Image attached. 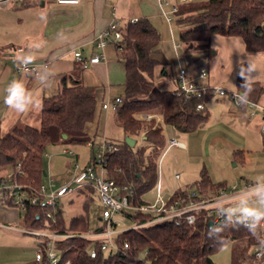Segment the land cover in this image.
<instances>
[{"label": "trees", "instance_id": "16d2710c", "mask_svg": "<svg viewBox=\"0 0 264 264\" xmlns=\"http://www.w3.org/2000/svg\"><path fill=\"white\" fill-rule=\"evenodd\" d=\"M174 16L181 27V44L203 55L211 51L210 39L214 34L239 35L244 39L248 52H264V0H191L180 2ZM123 28V38L118 42L122 49H118V57L125 66V81L122 102L115 112L126 136H142L143 140L138 148L131 147L126 138L117 140L120 150L110 154L108 169L110 176L120 185L132 186L131 204L141 206L147 202L143 196L156 184V158L166 142L164 128L157 120L156 113L165 124L180 131L191 132L209 119L207 101L213 94L188 99L178 94L176 89L158 87L155 78L165 74L166 70L159 54L160 32L146 17L129 22ZM77 62L72 71L63 77L61 90L43 98L39 125L16 124L12 132H0V167H16L21 162L24 174L19 176V181L29 195L37 193L46 175L44 159L47 147L52 142V128H59L62 135L66 133L68 137L73 136V140L86 142L87 138L79 133L100 117L102 109L104 110L103 103H99L96 86L83 82L84 67L81 62ZM247 66L248 63H245L239 70L238 92L241 94L247 90V101L264 106L260 102L264 85L259 80L246 79ZM245 80L246 87L242 88ZM200 103L205 104L204 108H198ZM145 114H152L153 117L147 119L142 116ZM262 133L264 145V132ZM97 136L98 133H95L96 138ZM91 154L93 158V148ZM194 186L195 189L192 190L176 189L170 196V201L178 197L187 198L191 191L208 196L210 192L229 189L225 182H214L205 168ZM75 191L85 195V206L88 209L90 202L94 200L92 194L97 193L96 189L84 186ZM58 209L57 221L54 222L46 218L45 204L29 203L26 209L21 210L22 221L33 229L49 228L61 233L90 231L87 213L76 215L67 223L61 202ZM127 215L137 222H145L153 217L152 213L140 211L127 212ZM210 221L207 213L200 211L191 225L185 219H173L130 229L118 237L120 244L124 240L129 242L126 254L108 255L102 250L100 242L93 238L65 237L58 239L61 248L58 264H216L212 253L231 241L243 243V248L237 254L251 262L257 258L256 247H264L261 243L264 240V230L253 236L244 227L226 230L222 242L209 240L207 231ZM100 228L101 225H98L95 229ZM94 246L98 253L92 257L90 250ZM249 248L253 249L251 253H247ZM45 264L49 263L45 261Z\"/></svg>", "mask_w": 264, "mask_h": 264}, {"label": "rangeland", "instance_id": "374dc122", "mask_svg": "<svg viewBox=\"0 0 264 264\" xmlns=\"http://www.w3.org/2000/svg\"><path fill=\"white\" fill-rule=\"evenodd\" d=\"M12 4H14L13 1L10 2V5ZM8 10L6 12L0 10V19L11 16L15 18L14 21H17V18L23 13L13 7ZM156 28L162 37L164 48L162 57L166 67L165 74L155 78V84L158 87L163 89L176 88V72L179 66L177 56H179L181 64L193 76H198L202 70L208 71V77L200 79V81L208 82L210 80L209 83L213 86H222L229 91H238V73L245 63H248L246 79L259 80L264 85V52H248L241 36L214 34L210 39L211 51L203 55L199 51L181 44V29L177 24L176 16H173L172 28L163 19ZM173 38L177 43H180L178 54ZM17 59L18 57H4L0 60L1 134L12 132L14 125L18 124L16 118H22L21 122H26L24 121L26 114L15 112L3 102L7 85L11 81L19 79L16 73L19 65ZM5 64L7 66H4ZM91 80H95V78L93 77ZM91 80L89 79V81ZM23 81L35 94L37 85H33L27 79ZM89 81H86V84H90ZM123 91V85L114 86V95ZM260 102L264 104V93ZM207 108L210 112L209 119L191 132L180 131L165 124L162 117L156 113L157 119L160 117V123L164 128L166 142L156 158L158 163L156 184L143 196L145 201L152 202L155 200L159 181L162 182L163 192L166 194L171 193L178 186L186 187L189 190L195 189V181L200 178L201 171L205 168L214 182H225L230 191L234 185H237L238 190L232 191L234 196L226 201L227 205L233 204L236 211L244 206V198L248 195L246 191H243L244 185L246 183L252 184L257 176L264 175V145L261 122L258 118H248L246 112L238 107L228 95L223 97L212 96L207 101ZM32 112H34L31 115L33 119L28 122L37 126L40 122L39 109H37V113L36 110ZM108 117V136L114 140L122 141L126 135L120 125L117 113L110 109ZM18 125L25 124L19 123ZM171 137L184 141L185 147H169ZM66 138H62L65 141L53 139L47 147L49 156L45 154L44 159L46 175H44L43 183L45 184H49L51 178L55 179L57 186L70 182L74 175L91 159L92 150L84 141L73 140L71 136ZM136 139L135 148H138L143 137L138 136ZM66 148L72 154L65 152ZM0 168L2 171L12 167ZM176 174L179 177H176ZM229 190L227 189V192ZM219 192H210L208 196L216 197ZM92 196L94 200L90 202L88 209L85 206L87 198L84 194L73 191L63 197L61 203L67 223L74 216L87 213L90 219V230L101 225L98 220L101 213V203L97 193L92 194ZM21 210L19 207L11 205L0 207V264H33L32 261L35 260V255L40 250V238L21 230L29 228L22 221L23 212ZM15 212V217L11 219L10 216L12 217ZM242 248V242H227L212 253V258L216 264H264V257L263 259L254 258L251 262L239 257L241 255L237 252H240ZM252 251L253 249L249 248L247 253Z\"/></svg>", "mask_w": 264, "mask_h": 264}, {"label": "built area", "instance_id": "2783aa9c", "mask_svg": "<svg viewBox=\"0 0 264 264\" xmlns=\"http://www.w3.org/2000/svg\"><path fill=\"white\" fill-rule=\"evenodd\" d=\"M4 1V0H2ZM61 4H78L81 0H52ZM159 4L166 16L171 21L174 14L179 9L180 2H187L190 0H158ZM124 26L116 19L112 20L109 26L96 37V45L100 51L91 57H86L81 51L75 52L76 59L81 62L84 68H87L91 63H97L105 59V48L110 43L116 44L117 49H122L118 42L123 38ZM179 47V45H178ZM23 50V48H19ZM37 65H41L35 63ZM43 64H48L47 62ZM33 68V65H28L27 68L17 66V72L20 74L29 73L28 69ZM38 68H33L32 73L37 71ZM31 73V74H32ZM208 77V71L202 70L198 76H193L189 73L186 67L179 64L176 74L178 94L183 95L185 98L203 97L212 93L218 96L228 95L237 105L246 104L250 109V118L259 116L261 117V129L264 132V106L254 102L247 101L241 104L238 100L240 93L238 91H229L222 86H213L208 82L200 81ZM122 98L116 97L112 101L103 103V108L108 110H117ZM205 104L200 103L198 108H204ZM152 114H146L145 118L151 119ZM1 129V121H0ZM88 146L94 149L93 158L83 168H81L68 183L58 185L55 179L51 178L49 184L42 183L34 195H29L24 189L22 183L19 181V176L24 174L21 162L16 167L7 170H0V205H13L20 209H26L29 203L38 204L43 203L47 206L46 218L54 222L57 221L56 214L58 213V205L64 196L68 193L75 191L79 187L93 186L99 196L101 203V213L99 220L101 222L100 229L90 230L85 233H61L52 231L49 228L21 229L24 232L37 235L40 238V250L35 255L33 264H58L61 259V248L58 239L70 236H83L93 238L95 241L100 242V246L108 255L117 253H127L129 242L124 240L122 244L118 242V237L125 231L130 229H137L148 224L161 222L163 220H188L192 218L195 222L197 212L205 211L207 216L213 223H220L223 216L219 215L216 211L220 208L221 212L228 209L221 208V205H227L226 201L229 200L230 194L238 190L237 185L232 187V191L223 189L215 196H203L198 192L191 191L187 198H176L170 201V196L167 197L163 192L162 182H158L157 196L154 201L146 202L141 206H134L131 204V196L133 194L132 186L129 184L120 185L116 179L110 176L108 169L109 156L113 152L120 150V145L107 137H103L100 141H89ZM185 147V144L175 137L169 140V147ZM72 153V152H70ZM7 167V166H3ZM1 169V168H0ZM176 177H179L176 174ZM251 183L244 185L243 191ZM229 194V196H228ZM152 213V219L145 222L133 221L127 212ZM4 226V225H2ZM98 251L94 246L90 250V255L95 257ZM264 256L263 245L256 247V257L262 258ZM67 264H70L68 262Z\"/></svg>", "mask_w": 264, "mask_h": 264}, {"label": "crops", "instance_id": "0c3cea01", "mask_svg": "<svg viewBox=\"0 0 264 264\" xmlns=\"http://www.w3.org/2000/svg\"><path fill=\"white\" fill-rule=\"evenodd\" d=\"M12 1L14 4L10 5ZM10 7L21 10L23 13L17 18V21H14L15 18L11 16H4L5 19H0V60L4 57H18L19 59L21 54L29 49V46L39 45L38 50L34 49L37 57L35 63L43 64L47 62L52 67L56 73L52 86L41 88L30 73L20 74L17 70L16 73L19 79L25 81L27 79L33 85H37L35 95L39 97L41 104L44 97L56 94L61 90L63 77L78 64L75 57L76 51H81L86 57H91L100 51L96 45V37L109 26L112 20H118L122 26H126L129 22L142 17L150 19L156 27L160 24L161 19L165 20L171 28L173 23V19L169 21L166 18L158 0H81L78 4H61L52 0H0V10H3L2 12L9 11ZM173 43L178 54L180 43H177L175 38H173ZM160 47L159 54L162 57L164 53L162 37ZM19 48H23V50H19ZM105 55V59L97 63H91L82 71V80L85 84L89 79L95 78V80L89 81L90 84L88 85L96 86L97 97L101 104L112 101L118 96L121 97L123 92L114 95L113 89L118 84L123 85L125 81V66L118 57V49L115 43L110 42L106 46ZM176 58L181 64L179 56ZM7 64L4 66H7ZM209 82L210 80H208ZM113 96L115 97L113 98ZM237 106L246 112L248 118H250L248 107ZM37 109H39L40 117L41 107ZM37 109H35L36 113ZM109 110L102 109L100 117L90 122L85 130L79 133L83 138H87L84 142L87 146L89 141L95 140V142H98L103 137L117 141L108 136L107 120H109ZM33 113L31 111L25 115L24 121L26 122H21L22 118H16L17 123L30 124L28 121L33 119L31 116ZM145 115L142 116L145 117ZM253 118H258L261 122V117L255 116L250 119ZM157 120L160 122V117ZM52 133L55 135V137L52 136V141L53 139L65 141L63 140L65 137L59 128L53 127ZM95 133L99 135L97 138ZM71 138L74 137L71 136ZM182 142L185 144L184 141ZM88 147L92 150L90 146ZM64 151L71 152L67 148ZM47 155L49 156V153ZM176 189L187 190L188 188L178 186ZM174 191L165 194L169 197ZM233 196L234 194H230L229 200ZM10 211L13 210L10 209ZM16 212L13 213L12 217L10 216L11 219L15 217ZM32 263H34V260Z\"/></svg>", "mask_w": 264, "mask_h": 264}, {"label": "clouds", "instance_id": "9594fccd", "mask_svg": "<svg viewBox=\"0 0 264 264\" xmlns=\"http://www.w3.org/2000/svg\"><path fill=\"white\" fill-rule=\"evenodd\" d=\"M39 45L29 46V49L22 53L18 59V64L21 67L27 68L28 65H33V68H38L32 73V69H28L32 73L33 79L41 88L51 87L55 81L56 73L48 64H35L36 51ZM35 49V50H34ZM247 81L242 88H245ZM3 102L9 108L19 114H27L35 109L42 107L39 97L30 90L21 79L11 81L6 89ZM238 100L241 104L247 102V90L242 92ZM245 191L248 195L244 198V206L239 211L234 210L233 204L221 205V208L228 209L221 212L220 208L216 211L223 216L220 223L210 224L207 231L209 240L222 242L223 233L226 230L239 227L246 228L253 236H257L260 230H264V175L257 176L252 184L246 187ZM189 225L194 223L192 218L187 220ZM264 244V240L261 241Z\"/></svg>", "mask_w": 264, "mask_h": 264}, {"label": "water", "instance_id": "95a60500", "mask_svg": "<svg viewBox=\"0 0 264 264\" xmlns=\"http://www.w3.org/2000/svg\"><path fill=\"white\" fill-rule=\"evenodd\" d=\"M63 136L66 138L68 135L66 133H64ZM126 141L131 147H135L137 144V139L134 136H130V135L126 136ZM212 223L213 222L210 221V224H212Z\"/></svg>", "mask_w": 264, "mask_h": 264}]
</instances>
